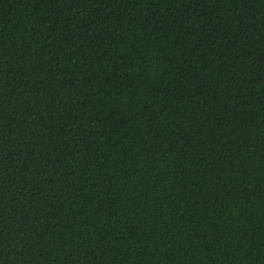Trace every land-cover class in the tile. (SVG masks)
Instances as JSON below:
<instances>
[{
	"label": "trees",
	"instance_id": "obj_1",
	"mask_svg": "<svg viewBox=\"0 0 264 264\" xmlns=\"http://www.w3.org/2000/svg\"><path fill=\"white\" fill-rule=\"evenodd\" d=\"M0 264H264V0H0Z\"/></svg>",
	"mask_w": 264,
	"mask_h": 264
}]
</instances>
